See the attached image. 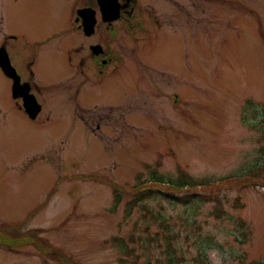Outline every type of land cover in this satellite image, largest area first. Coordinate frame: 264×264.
Masks as SVG:
<instances>
[{
	"label": "rangeland",
	"instance_id": "374dc122",
	"mask_svg": "<svg viewBox=\"0 0 264 264\" xmlns=\"http://www.w3.org/2000/svg\"><path fill=\"white\" fill-rule=\"evenodd\" d=\"M144 2L167 35L140 57L147 35L117 24L123 63L102 92L81 85L89 103L68 82L47 87L48 59L33 122L0 70V264H264V0ZM28 15L56 25L0 0V47ZM181 173L210 184L175 191L194 202L130 204Z\"/></svg>",
	"mask_w": 264,
	"mask_h": 264
},
{
	"label": "flooded vegetation",
	"instance_id": "af4514ba",
	"mask_svg": "<svg viewBox=\"0 0 264 264\" xmlns=\"http://www.w3.org/2000/svg\"><path fill=\"white\" fill-rule=\"evenodd\" d=\"M66 1L62 5L59 0H27L28 11L32 13L38 11L39 15L49 18L50 23L55 21L56 25L51 27L44 24L39 25L31 15H28L26 20L30 24L29 30L26 32H4L3 34L0 49L4 48L9 58V73H15L20 82L29 88L30 95H33L37 103L42 106L41 113L36 120H32L33 122L39 120L45 106L39 82L48 81V77L46 71L44 73L41 71L40 64L47 68L48 59L53 64L57 63L55 67L51 68V72L55 73L51 74L52 81L55 83H49L47 87L55 89V85L68 82L71 87L76 88L74 99L77 102L80 99L89 103L96 97L94 98L87 89L81 91V85L89 82L87 86L92 85L102 92L106 89L109 66L112 63H117V66L123 63V47L114 41L121 31L117 24L120 25L125 21L128 30H136L147 35L142 45L140 47L138 45L135 51V55L140 57H143L142 50L152 47L155 40L159 38V34H166L161 31V24L150 19V15L154 17L153 13L157 12V7L149 6L144 2L145 0H114L119 6L120 17L113 22H108L104 18L107 5L104 0ZM83 14H87L88 18L90 16V21L91 18L95 19L94 32L91 34L85 31ZM153 21L155 30L149 25ZM109 42L113 44L108 45ZM135 60L136 64L146 65L138 58ZM1 72L11 82V94L16 106L26 113L23 98L14 99L13 97L12 87L15 80L9 76L10 74H5L2 70ZM79 82L81 83L78 84ZM26 115L30 119L27 113ZM102 116L103 114L100 113L98 119L101 121ZM81 119L83 118L81 117ZM93 119L95 120L97 117L90 116L87 124ZM45 122H51L50 117H46Z\"/></svg>",
	"mask_w": 264,
	"mask_h": 264
},
{
	"label": "water",
	"instance_id": "95a60500",
	"mask_svg": "<svg viewBox=\"0 0 264 264\" xmlns=\"http://www.w3.org/2000/svg\"><path fill=\"white\" fill-rule=\"evenodd\" d=\"M104 2H107V5L105 6V20L108 22H113L119 19L120 12H119V6L116 4L114 0H104ZM83 17L85 18L84 21V27L85 31L88 34H91L94 32V26L95 22L92 18L90 21V16L88 18L87 14H83ZM87 18V19H86ZM0 65L4 72L7 74H10L11 77L15 79L14 85H13V93L15 98L23 97L24 98V107L26 109V112L30 115L32 119H35L39 112L41 111V106L37 103L34 96L29 94V88L25 85L20 84V80L18 76L15 73H9V67L10 62L6 55V52L4 49L0 50Z\"/></svg>",
	"mask_w": 264,
	"mask_h": 264
},
{
	"label": "trees",
	"instance_id": "16d2710c",
	"mask_svg": "<svg viewBox=\"0 0 264 264\" xmlns=\"http://www.w3.org/2000/svg\"><path fill=\"white\" fill-rule=\"evenodd\" d=\"M184 175L183 179H181L180 181L179 180H176L174 182H165V181H162V179L158 178L157 176L154 177V179L152 180L153 182L151 183H161V184H164V185H167L168 187L170 186V190L169 191H165V190H162L160 189V191H156V193H151L149 192V188L146 187V186H143L141 187L140 185H138L136 188H135V199L133 200L132 203H130L131 205H137L138 203H143L146 199H154L156 198V196H161L163 197L165 200L173 203V204H184V203H192L194 202L193 200L189 201V198L188 197H180V196H176L175 195V191H178V192H182L184 190H194V189H197V188H200V187H207L209 186L210 184L208 183H197V181H193L191 180L189 177H187L184 173H181ZM254 177H256L254 175ZM218 200V199H216ZM189 201V202H188ZM131 210V208H130ZM220 215V211H218V213ZM171 237H167V242H169V239ZM170 248H171V245H170ZM200 264H209V260L207 258V255H201L200 256ZM254 264H263V263H254Z\"/></svg>",
	"mask_w": 264,
	"mask_h": 264
}]
</instances>
